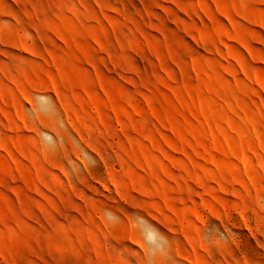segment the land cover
Segmentation results:
<instances>
[{"label": "rangeland", "instance_id": "rangeland-1", "mask_svg": "<svg viewBox=\"0 0 264 264\" xmlns=\"http://www.w3.org/2000/svg\"><path fill=\"white\" fill-rule=\"evenodd\" d=\"M0 264H264V0H0Z\"/></svg>", "mask_w": 264, "mask_h": 264}]
</instances>
